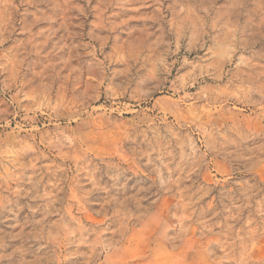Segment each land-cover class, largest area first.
Segmentation results:
<instances>
[{"label": "rangeland", "instance_id": "1", "mask_svg": "<svg viewBox=\"0 0 264 264\" xmlns=\"http://www.w3.org/2000/svg\"><path fill=\"white\" fill-rule=\"evenodd\" d=\"M0 264H264V0H0Z\"/></svg>", "mask_w": 264, "mask_h": 264}]
</instances>
